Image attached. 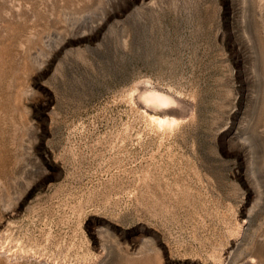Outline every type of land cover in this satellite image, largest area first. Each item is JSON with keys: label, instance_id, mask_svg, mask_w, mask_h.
Returning <instances> with one entry per match:
<instances>
[{"label": "rangeland", "instance_id": "1", "mask_svg": "<svg viewBox=\"0 0 264 264\" xmlns=\"http://www.w3.org/2000/svg\"><path fill=\"white\" fill-rule=\"evenodd\" d=\"M264 264V0H0V264Z\"/></svg>", "mask_w": 264, "mask_h": 264}, {"label": "bare ground", "instance_id": "2", "mask_svg": "<svg viewBox=\"0 0 264 264\" xmlns=\"http://www.w3.org/2000/svg\"><path fill=\"white\" fill-rule=\"evenodd\" d=\"M250 263H251V261H248V262H247V264H250Z\"/></svg>", "mask_w": 264, "mask_h": 264}]
</instances>
